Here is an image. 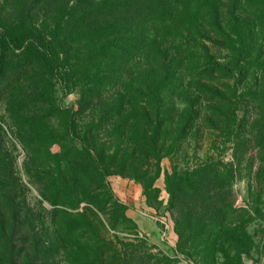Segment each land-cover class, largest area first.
<instances>
[{
  "label": "rangeland",
  "instance_id": "obj_1",
  "mask_svg": "<svg viewBox=\"0 0 264 264\" xmlns=\"http://www.w3.org/2000/svg\"><path fill=\"white\" fill-rule=\"evenodd\" d=\"M169 1L179 15L167 21L172 28L167 36L159 35L165 36L163 48L175 58L181 73V90L172 98L179 118L171 130L187 123L190 105L199 116L193 127L191 121L187 123L175 157L160 160L153 180L152 167L147 177L134 178L124 155L138 136L139 110L147 107V93L159 73L154 76L147 66L114 70L112 62L103 64L96 74L88 72L85 64L74 61H82L86 54L76 47L77 57L70 54L67 66L63 64L51 35L68 30L78 12L72 6L79 0H0V66L7 70L4 80L0 79V169L3 174L8 171L5 182L17 187L20 220L25 214L38 251L53 250L49 262L89 264L96 240L102 242L103 264L264 261V101L259 95L264 41L257 30L264 0H239L237 15L244 20L238 29L241 34L229 29L224 38L212 32L210 11L217 0ZM220 3L227 5L226 0ZM147 11H143L144 20ZM212 58L226 66L229 78L221 80L229 87L230 106L219 129H212V119L206 117L211 98L197 85V74ZM147 62L153 61L148 58ZM95 86L102 93L99 102L80 106L83 93L92 94ZM65 132V141L55 142ZM61 145L88 148L97 155L95 166L102 175L97 168L96 185L102 180L105 188L87 198L91 204L75 195L64 199L56 183L46 182L57 168L64 169ZM213 162L233 172L228 186L223 180L221 190L215 189L219 202L190 205L180 198L174 205L166 171L171 173L175 165L185 173ZM135 164L138 173L146 168ZM188 210L193 220L184 223ZM76 229L87 233L80 258L73 253V243L65 246Z\"/></svg>",
  "mask_w": 264,
  "mask_h": 264
},
{
  "label": "trees",
  "instance_id": "obj_2",
  "mask_svg": "<svg viewBox=\"0 0 264 264\" xmlns=\"http://www.w3.org/2000/svg\"><path fill=\"white\" fill-rule=\"evenodd\" d=\"M226 1L225 7L220 3V0H217L215 2L217 6H211L212 10L210 11L212 32L223 38L226 37V31L228 32L229 29L237 30L236 34H241L238 29L242 27L244 21L241 22L240 16L237 15L239 0ZM222 6L225 8L222 9ZM72 7L73 10L78 8V12L70 22L71 26L68 27V30L65 33L59 34L58 31L51 35V43L56 48L57 56L61 58L60 61L63 64L67 66L65 61L70 54L77 57L75 52L77 48L79 51L86 50V54L82 61L78 59L74 61L85 64L89 68L88 72L95 71L96 74L103 64L112 62L114 70L147 66L154 76L159 73L158 79L147 93L149 96L147 107L139 110L140 123L136 128L138 136L133 138V143L129 144V151L127 149L124 155V162L132 167L131 173L134 178L147 177L152 167L156 171L153 176L154 180L159 173L160 160L165 156L175 157L187 123L191 121L190 125L193 127L192 122L199 116V112L194 109L193 105H190L187 115L185 114L187 123H183L181 128H175L177 129L175 131L171 130L173 121L175 118H179L172 98L177 94L176 92L181 90V73L178 71L179 64L176 63L173 56L167 54L162 44L165 43L163 37L167 36V33L172 29L168 26L170 22L167 21L176 18L179 12L171 6L169 0H79V3ZM144 10H148L146 20L142 15ZM257 21V30L264 41V12H259ZM159 33L163 35L165 33V36L159 35ZM74 38L79 40L75 41ZM81 41H83L82 46L80 45ZM106 55L108 56L105 57ZM135 57L136 59H134ZM148 58L153 62H147ZM145 60L147 63L141 64ZM16 67L12 70L16 71ZM225 67L212 58V61L206 62V69L197 74L198 89L211 98L212 106L207 110L208 116L206 117L212 119V129H219V125L225 124L227 110L230 106L227 95L229 87L225 84L229 78ZM3 73L6 74L7 70L1 69L0 66V79L4 80ZM261 77L262 89L259 95L263 97L264 101V73ZM221 80L225 82L222 83ZM95 90L92 94L88 90L83 93L80 106L82 103L96 105L95 102L102 96V93L97 89V86H95ZM262 105L264 113V102ZM224 126L226 127V125ZM58 136L55 137V142L62 143L65 141L67 132L58 134ZM61 149H65V146L61 145ZM96 156L88 148L80 149L77 145L71 148L66 147L61 154V159L65 162L64 169L60 171L57 168L55 176L50 174L46 178V182L56 183L64 199L74 195L86 198V200L93 197V192L102 191L105 188L102 185V180L101 185H96L98 173L100 172L102 175L100 167L97 169L95 166ZM135 163H141V167L146 168H142L138 173L139 170L134 168ZM78 165L81 167L78 168ZM6 174L8 171L3 174L0 169V264H55L49 262L48 256L51 250H43L41 253L38 251L34 229L29 227L30 224L27 222L25 214L20 220L21 211L20 203L17 202V187L12 181L5 182L9 179ZM232 174V169L230 170L221 162L209 163L185 173L178 172L174 165L171 173L166 171L165 183L174 205L180 198L191 202L190 205L211 200L216 205L219 201L215 200L218 195L215 189L221 190L219 184L223 180L227 181L228 186ZM215 184L216 186H214ZM90 200H87V203L91 204ZM61 205L65 206L64 201ZM119 207L124 208L122 204ZM216 212H221V209H217ZM56 214L67 215L68 212L56 210ZM192 220L193 213L188 210L183 222ZM73 234L74 240L71 241L67 238L65 246L70 247V243H73V253H76L80 258L81 248L85 243L83 237L87 233L80 230L78 232L76 229ZM94 244V252L88 263L103 264L105 253L100 248L102 242L96 240Z\"/></svg>",
  "mask_w": 264,
  "mask_h": 264
},
{
  "label": "built area",
  "instance_id": "obj_3",
  "mask_svg": "<svg viewBox=\"0 0 264 264\" xmlns=\"http://www.w3.org/2000/svg\"><path fill=\"white\" fill-rule=\"evenodd\" d=\"M247 264H264V261H263L262 258H258V259H255V260L248 261Z\"/></svg>",
  "mask_w": 264,
  "mask_h": 264
}]
</instances>
